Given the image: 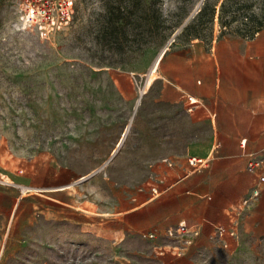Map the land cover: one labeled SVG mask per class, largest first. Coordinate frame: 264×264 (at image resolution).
<instances>
[{
  "label": "rangeland",
  "instance_id": "obj_1",
  "mask_svg": "<svg viewBox=\"0 0 264 264\" xmlns=\"http://www.w3.org/2000/svg\"><path fill=\"white\" fill-rule=\"evenodd\" d=\"M207 4L216 9L214 21L205 17L198 34L186 31ZM119 5L128 25L113 43L102 22L109 7ZM234 15L235 22L225 23ZM18 16L19 0H0V160L6 155L17 173L27 168L31 185L45 189L29 186L21 194H49L69 181L78 186L114 157L122 125L130 123L165 47L209 41L216 33L244 35L264 19V0H77L71 25L45 40L23 29ZM123 84L136 85L128 94ZM73 186L81 196V187ZM24 204L26 215L15 218L11 230L0 218V264H264V239L218 233L199 241L200 234L132 231L118 243L86 233L79 216L68 236L64 221L29 216Z\"/></svg>",
  "mask_w": 264,
  "mask_h": 264
},
{
  "label": "crops",
  "instance_id": "obj_2",
  "mask_svg": "<svg viewBox=\"0 0 264 264\" xmlns=\"http://www.w3.org/2000/svg\"><path fill=\"white\" fill-rule=\"evenodd\" d=\"M165 51L122 125L114 157L78 186L69 181L49 194H21L44 187L2 157L0 190L8 193L0 192V218L7 230L26 215L25 203L29 216L64 221L68 236L79 216L86 233L118 243L132 231L161 236L180 225L198 228L199 241L218 233L264 239V185L252 199L257 176L247 170L251 158H264V29L252 38L216 33ZM123 85L130 94L136 84Z\"/></svg>",
  "mask_w": 264,
  "mask_h": 264
},
{
  "label": "built area",
  "instance_id": "obj_3",
  "mask_svg": "<svg viewBox=\"0 0 264 264\" xmlns=\"http://www.w3.org/2000/svg\"><path fill=\"white\" fill-rule=\"evenodd\" d=\"M76 6L77 0H19V24L23 29L45 40L71 25L76 14ZM190 162L197 163L195 159ZM247 170L257 176V183L251 195L254 199L260 196L264 185V158H251L247 163ZM169 233L175 237L200 234L198 228L186 225H180ZM149 236L154 237V234Z\"/></svg>",
  "mask_w": 264,
  "mask_h": 264
},
{
  "label": "trees",
  "instance_id": "obj_4",
  "mask_svg": "<svg viewBox=\"0 0 264 264\" xmlns=\"http://www.w3.org/2000/svg\"><path fill=\"white\" fill-rule=\"evenodd\" d=\"M116 9V10H115ZM124 9L119 5L115 8V6L109 7L108 15H106L104 18V21L102 22V30H104V36L109 37L113 43H118L119 35L121 33H125L126 27L128 25V22L126 20V17L124 16ZM226 7L225 5H222L221 7V14L223 15L226 13ZM242 10V8H237L235 12H239ZM216 15V9L213 7L210 9L209 4H207L190 22V24L186 27L187 30H191L192 32L198 34L197 27L201 24H204L206 21H203L205 17H208L207 22L212 23L214 21ZM237 17L234 15L232 16L230 21H226L225 23L229 22H235ZM160 28V21L159 18H156L155 32H158ZM262 29H264V19L258 20L256 22V25L253 28H250L246 30V34L243 36L252 38L256 33L260 32ZM242 35V34H240ZM199 39V38H197ZM201 40V39H200ZM141 40H138V42H141ZM140 49V47H138Z\"/></svg>",
  "mask_w": 264,
  "mask_h": 264
},
{
  "label": "water",
  "instance_id": "obj_5",
  "mask_svg": "<svg viewBox=\"0 0 264 264\" xmlns=\"http://www.w3.org/2000/svg\"><path fill=\"white\" fill-rule=\"evenodd\" d=\"M199 11H200V8H199ZM199 11H198V12H199ZM196 12H197V11H196ZM196 12H195V13H196ZM198 12H197V13H198ZM192 17H194V15H192V16L187 20L186 23H188ZM166 48H167V47H165V48L161 51V53L159 54V56L157 57V59H156L155 62L153 63V66L155 65V63H157L158 59L160 58V56L162 55V53L165 51ZM153 66H152V67H153ZM151 69H152V68H151Z\"/></svg>",
  "mask_w": 264,
  "mask_h": 264
},
{
  "label": "bare ground",
  "instance_id": "obj_6",
  "mask_svg": "<svg viewBox=\"0 0 264 264\" xmlns=\"http://www.w3.org/2000/svg\"><path fill=\"white\" fill-rule=\"evenodd\" d=\"M165 52H166V51H165ZM159 59H160V58H159ZM155 69H156V63H155V65L153 66V68L151 69V71H150V72H151V76L153 75L154 71H156Z\"/></svg>",
  "mask_w": 264,
  "mask_h": 264
}]
</instances>
